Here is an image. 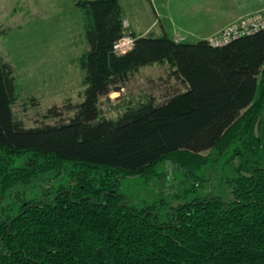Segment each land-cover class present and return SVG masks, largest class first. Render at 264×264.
Here are the masks:
<instances>
[{"label": "trees", "instance_id": "1", "mask_svg": "<svg viewBox=\"0 0 264 264\" xmlns=\"http://www.w3.org/2000/svg\"><path fill=\"white\" fill-rule=\"evenodd\" d=\"M78 6L90 49L80 58L84 99L71 118L25 126L14 112L13 69L0 59V264H264V29L224 46L135 35L119 55L120 1ZM164 62L185 89L104 115L102 98ZM62 115L57 106L47 114ZM237 159L226 180L232 199L208 193L141 205L121 192L127 180L148 183L174 164L197 193L207 167ZM41 179L39 195L2 204Z\"/></svg>", "mask_w": 264, "mask_h": 264}, {"label": "rangeland", "instance_id": "2", "mask_svg": "<svg viewBox=\"0 0 264 264\" xmlns=\"http://www.w3.org/2000/svg\"><path fill=\"white\" fill-rule=\"evenodd\" d=\"M78 1H0V59L13 69L18 85L14 112L27 127L68 120L74 115L75 106L84 99L85 70L80 58L90 45L85 35L86 14L78 6ZM120 2L124 17L129 21L125 35L135 37L139 34L134 30L151 25L154 13L150 0ZM172 70L169 62L141 67L122 92H112L109 97L101 99L104 115L116 119L128 103L138 104L149 96L163 102L172 92L185 89L183 83L171 74ZM55 106L62 110L61 118L47 116L49 109ZM239 163L237 159L229 167L224 168L221 163L207 167L201 174L205 184L197 193L189 191L194 181L186 178L174 164L166 166V175L148 183L139 178L127 180L121 192L141 205L164 198L170 205L177 206L195 194L208 193L232 199L231 187L226 180L236 174L234 168ZM64 182V179L58 180L56 184ZM43 183L47 181L41 179L31 186H20L3 196L2 204L5 207L14 204L17 196L39 195ZM50 184L47 187L52 186Z\"/></svg>", "mask_w": 264, "mask_h": 264}, {"label": "crops", "instance_id": "3", "mask_svg": "<svg viewBox=\"0 0 264 264\" xmlns=\"http://www.w3.org/2000/svg\"><path fill=\"white\" fill-rule=\"evenodd\" d=\"M150 2L154 13L153 22L145 29L134 31L141 36L168 35L176 41L191 43L206 40L244 17L264 12V0H150ZM121 6L123 9L122 4ZM124 22L128 27L129 21L125 17Z\"/></svg>", "mask_w": 264, "mask_h": 264}, {"label": "built area", "instance_id": "4", "mask_svg": "<svg viewBox=\"0 0 264 264\" xmlns=\"http://www.w3.org/2000/svg\"><path fill=\"white\" fill-rule=\"evenodd\" d=\"M262 29H264V12L249 15L238 22L231 23L207 40L213 46H224L235 39L253 34ZM135 42L136 37L125 35L114 44V50L119 55L126 54L133 49Z\"/></svg>", "mask_w": 264, "mask_h": 264}]
</instances>
